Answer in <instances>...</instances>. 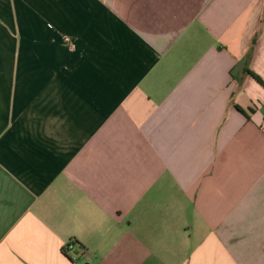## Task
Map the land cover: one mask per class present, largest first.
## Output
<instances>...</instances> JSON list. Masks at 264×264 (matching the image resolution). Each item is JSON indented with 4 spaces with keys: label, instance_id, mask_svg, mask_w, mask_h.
Returning a JSON list of instances; mask_svg holds the SVG:
<instances>
[{
    "label": "crops",
    "instance_id": "0c3cea01",
    "mask_svg": "<svg viewBox=\"0 0 264 264\" xmlns=\"http://www.w3.org/2000/svg\"><path fill=\"white\" fill-rule=\"evenodd\" d=\"M0 264H264V0H0Z\"/></svg>",
    "mask_w": 264,
    "mask_h": 264
},
{
    "label": "trees",
    "instance_id": "16d2710c",
    "mask_svg": "<svg viewBox=\"0 0 264 264\" xmlns=\"http://www.w3.org/2000/svg\"><path fill=\"white\" fill-rule=\"evenodd\" d=\"M248 72H250V71H248ZM252 73V72H251ZM256 76V75H255ZM254 76V77H255ZM257 80H259L261 83H262V79L259 77V76H256L255 77ZM236 107L240 110V111H242L243 113H245V111L239 106V105H236ZM69 245H70V242L68 243V247H69Z\"/></svg>",
    "mask_w": 264,
    "mask_h": 264
}]
</instances>
